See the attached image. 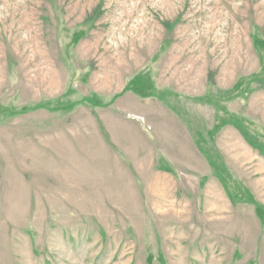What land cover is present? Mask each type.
<instances>
[{
    "label": "rangeland",
    "instance_id": "374dc122",
    "mask_svg": "<svg viewBox=\"0 0 264 264\" xmlns=\"http://www.w3.org/2000/svg\"><path fill=\"white\" fill-rule=\"evenodd\" d=\"M0 264H264V0H0Z\"/></svg>",
    "mask_w": 264,
    "mask_h": 264
},
{
    "label": "trees",
    "instance_id": "16d2710c",
    "mask_svg": "<svg viewBox=\"0 0 264 264\" xmlns=\"http://www.w3.org/2000/svg\"><path fill=\"white\" fill-rule=\"evenodd\" d=\"M141 80H142L141 78L133 79L130 84L131 89L141 96L144 97L149 96L150 95V91H148L149 85L146 84L145 82L143 83Z\"/></svg>",
    "mask_w": 264,
    "mask_h": 264
}]
</instances>
